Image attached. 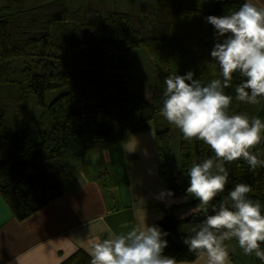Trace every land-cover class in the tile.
<instances>
[{
    "label": "trees",
    "instance_id": "trees-1",
    "mask_svg": "<svg viewBox=\"0 0 264 264\" xmlns=\"http://www.w3.org/2000/svg\"><path fill=\"white\" fill-rule=\"evenodd\" d=\"M13 4L34 3L27 8L1 9L0 16V85H14L15 97L0 98V196L13 218L22 222L34 215L69 189L73 164L83 162L94 142H124L130 136L153 126L156 134L160 174L167 191L184 203L166 209L155 225L168 233L164 255L175 257L178 264L193 263L197 255L188 250L184 239L206 217L202 211L178 218L181 210L193 209L199 200H187L192 161L212 158L210 146L200 140L188 142L180 132V167L176 171L171 143L175 127L160 115L165 78L170 73L194 72V79L207 85L221 79L219 65L213 76L209 67L211 51L217 42L215 28L206 21L209 15L222 16L238 11L244 0H209L213 6L195 7L181 4L185 17V35L171 39L176 14L170 4H144L141 15L109 12L87 16L72 10L61 0H12ZM196 20V21H195ZM145 48L154 65L153 97L147 102L133 91L132 51ZM28 60L15 70L19 60ZM243 81L233 74L224 89L233 97L229 114L256 116L264 122V98L258 104L238 101L236 87ZM67 91L49 102L51 91ZM34 96L43 107L30 124L25 122L24 103ZM253 152L264 159V139ZM229 172L225 190L209 205V215L238 183L252 187L249 197L264 205V167L254 171L241 158L225 163ZM264 215V209H262ZM239 246L238 241L231 240ZM264 251V243L261 244ZM250 261L263 260L255 253ZM91 257L78 250L62 264H90Z\"/></svg>",
    "mask_w": 264,
    "mask_h": 264
},
{
    "label": "clouds",
    "instance_id": "clouds-1",
    "mask_svg": "<svg viewBox=\"0 0 264 264\" xmlns=\"http://www.w3.org/2000/svg\"><path fill=\"white\" fill-rule=\"evenodd\" d=\"M205 19L214 26L217 40L211 51L215 63L209 67L215 76L219 65L223 81L214 78L205 86L194 79L193 71L170 73L164 81L160 109V115L180 130L184 140L203 141L214 152L201 163L193 160L187 172V194L199 200L190 212L202 211L206 218L183 242L190 252H205L208 264H230L225 241L233 238L245 255L255 253L264 260V205L249 197L253 191L250 185L236 184L218 208L212 205L215 214H208L209 205L228 183L226 162L242 158L253 171L264 167L260 153L252 151L264 139V122L243 113L229 114L233 97L224 92L238 73L243 78L235 89L238 101L258 104V98H264V6L246 0L238 11ZM171 195V191H162L158 198ZM167 236L159 226H148L144 216L127 233L109 229L107 238H97L89 252L90 264H178L175 257L163 254Z\"/></svg>",
    "mask_w": 264,
    "mask_h": 264
},
{
    "label": "crops",
    "instance_id": "crops-1",
    "mask_svg": "<svg viewBox=\"0 0 264 264\" xmlns=\"http://www.w3.org/2000/svg\"><path fill=\"white\" fill-rule=\"evenodd\" d=\"M255 2L264 6V0ZM97 143L86 160L73 164L68 191L28 219L13 218L0 196V264H62L80 249L89 254L109 229L127 233L144 216L153 226L167 208L184 203L172 196L158 198L167 190L157 150H131L133 144L125 150L126 142L114 140ZM97 145L101 149L94 150ZM190 210L176 216L186 217ZM225 244L230 264H264L250 261L238 245ZM181 264H208L207 254Z\"/></svg>",
    "mask_w": 264,
    "mask_h": 264
},
{
    "label": "rangeland",
    "instance_id": "rangeland-1",
    "mask_svg": "<svg viewBox=\"0 0 264 264\" xmlns=\"http://www.w3.org/2000/svg\"><path fill=\"white\" fill-rule=\"evenodd\" d=\"M68 5L72 10L81 9L87 16H93L96 14L103 15L109 12L127 13L135 16L141 15V8L144 4H152L159 6L162 4H170L176 14V27L171 33V39H175L179 36L185 35L184 25L185 17L181 14V4L185 1L190 5L199 7L206 4V9H210L213 5L208 3L209 0H61ZM36 5L34 3H20L13 4L12 0H0V16L2 15L1 9L5 6L10 8H27L28 6ZM196 21V20H195ZM28 60H19L15 62L13 68L20 70L25 67ZM132 74H133V91L136 95L142 97L147 102H151L153 97V84H154V65L149 57L145 48H136L132 51ZM67 91L66 88L51 91L48 95L49 102H53L59 96L63 95ZM18 94V89L14 85H0V98L15 97ZM24 111L26 113L25 122L27 124L32 123L37 116H39L43 107L36 103L34 96H28L24 103ZM134 136V135H132ZM129 137L125 144V150L131 144L133 148L131 150H157L156 134L153 126L146 131L136 134L133 138ZM133 138V139H132ZM128 140H130L128 142ZM100 142V141H97ZM94 142L93 144H101ZM171 143L174 157V164L176 171L180 167V130L176 127L171 128ZM92 144V146H93ZM92 148V147H91ZM101 149L99 145L94 147V150ZM188 201L195 199L193 196L186 197ZM186 216V215H184ZM233 246H236L232 241H228Z\"/></svg>",
    "mask_w": 264,
    "mask_h": 264
}]
</instances>
